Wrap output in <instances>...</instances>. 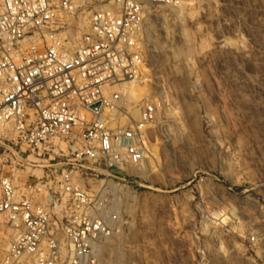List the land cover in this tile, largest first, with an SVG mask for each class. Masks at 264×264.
I'll return each instance as SVG.
<instances>
[{"label":"rangeland","instance_id":"374dc122","mask_svg":"<svg viewBox=\"0 0 264 264\" xmlns=\"http://www.w3.org/2000/svg\"><path fill=\"white\" fill-rule=\"evenodd\" d=\"M88 22L79 17L78 37ZM145 44L148 79L133 116L143 99L158 104L147 158L81 181L107 184L124 223L103 260L264 264V0L160 7ZM51 155H26L23 177L68 167Z\"/></svg>","mask_w":264,"mask_h":264},{"label":"built area","instance_id":"2783aa9c","mask_svg":"<svg viewBox=\"0 0 264 264\" xmlns=\"http://www.w3.org/2000/svg\"><path fill=\"white\" fill-rule=\"evenodd\" d=\"M198 3L0 0V264H112L100 247L123 230L116 196L81 181L144 163L158 104L143 99L134 118L122 88L148 79L153 12ZM51 152L68 167L22 182L25 156Z\"/></svg>","mask_w":264,"mask_h":264},{"label":"bare ground","instance_id":"6f19581e","mask_svg":"<svg viewBox=\"0 0 264 264\" xmlns=\"http://www.w3.org/2000/svg\"><path fill=\"white\" fill-rule=\"evenodd\" d=\"M70 40H71V45L72 46H75L76 44H77V40H78V37L76 36V35H71V38H70ZM144 84V83H143ZM144 88H143V86H142V83H129V84H126L123 88H122V90H123V92L127 95V99H128V104H129V106H131V108L133 107V106H136V105H134V103H135V98H136V96H137V94H138V92L139 91H142ZM134 99V100H133ZM138 110V109H137ZM133 113H135V110H134V112ZM26 176L27 175H24V177H23V181L25 180V178H26ZM115 187V186H114ZM118 235V234H117ZM116 235H114V236H112V237H115ZM112 237H110V238H107V239H105L104 240V242L102 243V245H101V247H100V253H101V256L102 255H106V254H108V253H113V254H115V252H116V250H117V248H116V246L114 245V244H111V238ZM114 243V242H113ZM117 245V244H116ZM112 252H111V251Z\"/></svg>","mask_w":264,"mask_h":264}]
</instances>
